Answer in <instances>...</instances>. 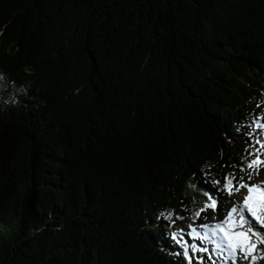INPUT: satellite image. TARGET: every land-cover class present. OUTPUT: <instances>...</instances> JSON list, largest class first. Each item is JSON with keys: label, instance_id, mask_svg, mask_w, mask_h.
<instances>
[{"label": "trees", "instance_id": "trees-1", "mask_svg": "<svg viewBox=\"0 0 264 264\" xmlns=\"http://www.w3.org/2000/svg\"><path fill=\"white\" fill-rule=\"evenodd\" d=\"M259 124L264 0H0V264H185Z\"/></svg>", "mask_w": 264, "mask_h": 264}, {"label": "snow or ice", "instance_id": "snow-or-ice-1", "mask_svg": "<svg viewBox=\"0 0 264 264\" xmlns=\"http://www.w3.org/2000/svg\"><path fill=\"white\" fill-rule=\"evenodd\" d=\"M257 126L264 129V124ZM257 143L264 147V142L257 141ZM262 169H264V159L260 155H256L246 164V167L240 168V171L246 174V178L245 175L237 177L233 173H225L222 176L225 194L223 197L214 198L211 193H207L210 203L206 200L204 206L194 214L196 218H200L201 213L209 208L214 212L217 211L219 199H227L234 193H239L241 189L246 190L242 201L239 203L230 202L231 206L225 210L226 214L220 221L200 225L201 228L207 230L203 235L197 233L192 224L188 225V229H191L190 235L192 238L200 240V246L189 244L183 236L178 237L175 231L169 234L170 238L181 249L176 255L182 256L185 264H193L194 259L199 264H203L205 259L208 260L209 264H216L213 256L225 260L227 264H237L238 259L247 261L248 264H256L258 259H264V254L257 255L258 252L264 251L258 247L259 244L264 243V233L254 230L253 226L246 222L247 216L256 224L264 227V179L252 183L253 177L260 176ZM210 183L220 184L221 181L213 180ZM215 191L220 192L221 189L217 188ZM160 216L167 219L173 216V213L169 212L167 217L161 213ZM176 219H184V217L177 216ZM205 241L213 247L211 249L205 247ZM198 253L205 255L200 256L197 255Z\"/></svg>", "mask_w": 264, "mask_h": 264}, {"label": "rangeland", "instance_id": "rangeland-1", "mask_svg": "<svg viewBox=\"0 0 264 264\" xmlns=\"http://www.w3.org/2000/svg\"><path fill=\"white\" fill-rule=\"evenodd\" d=\"M261 175H262L261 177L264 178V169L261 170ZM244 194H246V190L245 189H241V191L239 193H234L232 196L228 197L227 199L221 198L220 199L221 202L218 203V208H220L221 211L217 212L218 214H216V216L213 219V221H206V223H215L217 221H220L223 218V216L226 214L225 210L231 206L230 202L239 203L240 201H242ZM224 195L225 194L222 193L220 195V197H223ZM246 222H247V224H251L253 226L254 230L260 231L261 233H263L262 230H264V227H262L259 224H256L254 221L251 220L250 217L246 216ZM247 224H246V226H247ZM201 229H202L203 233H205L207 231L206 229H203V228H201ZM237 264H244V261H241V260L238 259L237 260Z\"/></svg>", "mask_w": 264, "mask_h": 264}]
</instances>
